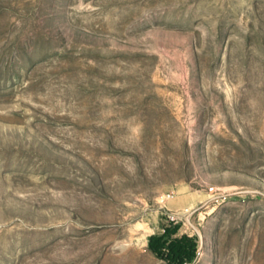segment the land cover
<instances>
[{"label": "rangeland", "instance_id": "obj_1", "mask_svg": "<svg viewBox=\"0 0 264 264\" xmlns=\"http://www.w3.org/2000/svg\"><path fill=\"white\" fill-rule=\"evenodd\" d=\"M182 236L264 264V0H0V264Z\"/></svg>", "mask_w": 264, "mask_h": 264}, {"label": "trees", "instance_id": "obj_2", "mask_svg": "<svg viewBox=\"0 0 264 264\" xmlns=\"http://www.w3.org/2000/svg\"><path fill=\"white\" fill-rule=\"evenodd\" d=\"M167 239L163 236H153L150 239L151 247H153L158 254L162 253V248L165 246ZM194 245L186 236L171 239L168 241L169 253L171 259H179L177 264H181L184 258H191L193 255Z\"/></svg>", "mask_w": 264, "mask_h": 264}, {"label": "built area", "instance_id": "obj_3", "mask_svg": "<svg viewBox=\"0 0 264 264\" xmlns=\"http://www.w3.org/2000/svg\"><path fill=\"white\" fill-rule=\"evenodd\" d=\"M176 218V216H172V219H175Z\"/></svg>", "mask_w": 264, "mask_h": 264}]
</instances>
